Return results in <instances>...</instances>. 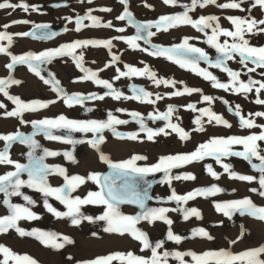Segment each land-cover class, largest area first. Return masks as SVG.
Here are the masks:
<instances>
[{
  "label": "rangeland",
  "instance_id": "rangeland-1",
  "mask_svg": "<svg viewBox=\"0 0 264 264\" xmlns=\"http://www.w3.org/2000/svg\"><path fill=\"white\" fill-rule=\"evenodd\" d=\"M93 0V3L88 4L87 0L80 3L79 0H24L29 5H36L38 11H29L25 13L22 9H16L12 11L0 10V31H5L2 27L5 23H10L13 20H28V24H15L9 27L6 31L13 34V43L9 47L7 41H0V44L9 47V50L13 51V55H23L29 51L39 52L47 49L58 48L65 43H71L75 40L84 39H111L116 36H134L136 35V29L130 25L127 20L120 21L116 17L123 11V6L118 3V0ZM12 3H20L21 0H11ZM229 0H217V3H227ZM239 2V0H237ZM145 3L152 7H145ZM191 0H178L177 5H165L162 0H129V10L133 13L135 22L155 21L162 15H173L184 11L182 5L190 4ZM252 0H244L241 7L244 11L238 9H220L215 5H209L206 8H197L194 12H190L189 15L193 19H198L201 15H215L219 17V23L222 28L234 31V26L227 19L229 16L239 17H254L257 20L264 19V10H261L258 6L251 7ZM61 5L55 7L54 5ZM102 7L112 8L111 12L99 11ZM94 9L93 15L101 18L102 23L112 21V28L105 27H87L81 29V31H75V18L77 16H83L87 10ZM11 12V15H9ZM71 17L72 22L69 23L65 18ZM85 24L90 25L91 21H84ZM37 24H48L49 29H41L37 31V35L41 31H51L59 33L57 36L50 40H39L32 37L16 36L15 33L32 31ZM123 27L125 31L123 33L117 32V28ZM264 27V26H260ZM67 28L68 31H64ZM152 31H156L152 29ZM168 37L164 35V32H158L151 38V44L161 45L164 47H170L173 44H179L184 37H193L194 39L189 42L196 47L202 48L208 53L211 60H215L218 57V53L207 43V36L205 33L198 32L190 25H181L176 28L168 30ZM208 35L211 34V29H206ZM245 38L249 40L251 46L260 47L264 46V33L246 34ZM232 42L231 37H220V42L224 40ZM28 43H26V42ZM141 49L147 48L151 51V44H145L143 40L137 41ZM113 48L111 52L103 47H92L78 49L77 55H83L82 66L85 70L95 71L98 74L99 79L108 80L113 84V88L122 92L125 96L133 95L132 85L137 87H143L146 91L153 93L152 99H155V94H160L163 99L157 101L154 105L141 103L135 100L121 99L119 101L114 100L111 96H105V99L93 100L86 99L84 104L75 105L73 107H67L62 99L57 96V93L52 90L51 85H46L43 81L37 77L34 73L28 70L27 65H17L11 72V76L14 79L20 80L19 85H11L7 91L11 96H18L25 103H29L35 100L39 101H52L56 102L50 104L48 108L40 109L36 112H25L23 114L24 121L39 120L44 118H55L61 114L65 115L69 119L76 120H106L109 111L112 112L119 119L128 120L129 123L125 125H117L116 129L121 133L136 132L138 133L137 140H129L127 138L121 139L116 137L110 130H105L103 135L105 137L104 143L100 145V150L109 157L113 162L124 161L122 157H128L129 155H143L147 157L146 160L138 161L140 166H150L158 161V158L164 155H175L177 153H190L196 149V147L206 142L211 137H228L232 135L245 136L252 133H259L264 129L253 128L245 129L239 126V118L233 113L236 105L240 106L242 115L248 117L250 113L264 112V105L256 104L255 100L258 98L255 88L253 91L247 94H237L232 90L225 91L223 89H216L212 87L211 81H206L203 77L198 76L195 72L189 69H183L178 64H175L164 57H156L149 55L146 51L140 49H132L123 40H113ZM119 56V60L115 63H111L112 56ZM1 56V53H0ZM8 62H11L10 56H8ZM143 62V63H142ZM110 64V66L105 67ZM131 65L143 69L148 66L150 70L157 73V77H163L165 79H173L177 81L176 88L165 87L163 84L157 87L153 81L149 80L146 76H125L119 80H115L114 77L118 75L116 69L121 71H127L124 65ZM199 66L212 72L213 75L222 83H230V77L226 72L220 69L212 68L205 61H200ZM227 66L234 71L241 73L240 81L247 83L249 78L252 80L264 81V69L256 68L255 72H249L247 68L239 63V56L235 59L227 62ZM248 67H255V65L249 63ZM21 69V70H19ZM23 69V70H22ZM101 69H103L101 71ZM4 73L0 74V79L8 78L10 73L5 66ZM26 71V72H25ZM26 74H22V73ZM49 73L54 74L55 79L60 81V87L69 95L74 93H80L87 97L89 94L95 93L98 95H104L108 89L103 88L100 85L95 84L91 80H84L86 71L76 66V62L71 56H64L56 58L50 64L41 65V74L46 79H51ZM33 80L36 84H31ZM183 81L184 83H179ZM199 88L202 93H193L192 95H184L180 97L168 96V93L182 90L183 87ZM78 87V88H75ZM258 87V85H257ZM202 95L212 96L213 102L211 104L202 100ZM260 99H264V90L259 94ZM228 104H225L224 101ZM0 104L4 105V108H0V119L4 121L5 125H1L0 134L14 133L20 131L25 135H30L33 132V128L30 123L21 124L20 118L8 117L6 112L15 109V104L12 103L3 93H0ZM188 104H195L197 111H193L187 108ZM169 105L175 107L176 111L171 118L172 123H176L179 127L183 128L190 134L188 140H181L177 133L172 132L170 129H166L169 135H160L154 139V141H148L146 133L140 132V126L131 117L130 113L133 111L141 113L145 118V123L148 127L157 129L165 125V121H155L148 119V114H160L167 111ZM231 107L233 112H229L228 108ZM91 108L92 111H87ZM211 108L215 113L222 115L231 124V128H226L222 125H215L207 123L208 118L206 116L201 117L199 109ZM121 109L123 111H117ZM200 117L204 125V131H196L197 125L195 120ZM257 124H264V117H251ZM59 134V133H57ZM75 139H90L92 134L89 133L86 136L81 133H72ZM35 139L41 145V148L36 149L35 155H43V148H48L52 151H72L77 163H73L64 158L63 155L56 157H46L44 163L48 165H59L66 169L69 176L80 175L87 177L89 173L98 172L108 167L107 164L99 160L100 153L91 148L87 143L77 144L75 146L70 144H63L61 142L47 140L42 134L35 136ZM126 143L125 153L122 150L118 152L117 147L112 146L110 143ZM261 148H264V142H260ZM4 142L0 141V150H3ZM233 150L242 151L243 146L234 145ZM29 148L25 145H21L18 142H14L10 148V158L13 161L21 164H27V153ZM119 155V156H118ZM223 163H229L232 165L233 170L240 174L253 175L259 177V173L254 171L247 161L239 157H227L222 158ZM254 163L259 161L253 160ZM212 165L214 171L221 173L219 180L214 179L206 170V165ZM109 168V167H108ZM8 171H15L13 165H0V175L5 174ZM104 174L106 175L110 172ZM182 173H192L196 176L195 180H173L171 186L168 184L160 183L163 173H155L147 176L151 177L156 186L149 190V195L153 198L148 201V207H168L177 208L178 205L175 201H167V197L174 189L177 194L184 195L196 188L210 187L212 184L225 189L221 194L214 197H196L193 200L187 202V204H181L183 208H196L200 211V219L196 217H190L189 220L184 221L181 212H169L167 215L173 220L171 226L174 234L181 235L182 237H190L191 231L196 228H204L214 237L209 241L206 238H189L184 239L180 244H176L166 239L168 225L161 221H156L153 225H149L147 222H141L137 227L146 231L149 235L150 241L155 244L157 241H164V247L158 251L169 252H187L195 251L198 254L204 251L219 250L222 248H229L234 253H239L248 249L258 248L263 245V238L260 237L256 227L253 225L259 220H256L249 216H240L235 214L232 219L224 216L222 213H218L215 210L214 204L216 202H224L234 199H243L249 197L257 206H264V197L250 191L251 188L259 189L257 181L251 183L239 181L235 179H229L226 173H223V168L212 157H207L205 160L187 165L180 169H174L173 175ZM22 179H27V174L21 175ZM48 183L52 187H60L65 181L63 177L59 175H50L48 177ZM234 190V191H233ZM21 191L31 197L35 203L28 205L23 200L22 196H12L10 200L14 204H21L26 207H30L31 210L39 216L36 220H21L18 222V227L25 231H32L38 229L43 232L57 233L58 243H63V236H68L73 240L72 244H65L62 249H55L43 245L39 240L32 236L21 237L15 229H10L7 233L0 234V244L8 247L13 253L20 256H28L38 262V264H76V261L93 259L97 256H105L110 253L129 251L134 255L150 256V250L141 251L142 245L138 241H134L129 235L125 234L120 236L115 233H106L104 228L106 223L104 221H96L90 223L88 221H82L79 226L71 225L69 218H57L53 214L49 213L44 207V196L42 193L24 187ZM89 191H99V186L88 180L82 186H80L72 196L79 195L84 198ZM5 196L0 193V216L8 215V209L3 204ZM48 202L53 205L58 211H67V208L57 201L54 197H48ZM163 201V202H162ZM127 205V204H125ZM120 205V211L126 215H135L139 209L133 206ZM105 210L103 205H85L81 207V211L84 215H90L97 217L102 215ZM222 222V223H221ZM243 225L244 232L243 238L238 243L230 245L229 241L236 239L241 232V226ZM95 233L96 235H93ZM113 237V238H112ZM112 238V239H111ZM257 238L260 240L258 241ZM108 239L106 244L104 241ZM102 247L101 249L97 247ZM69 257L72 259L70 260ZM3 259V254L0 253V260ZM191 264V257L186 256L184 258ZM264 259V256H261ZM9 264H15L14 261H9ZM113 264H121L120 261H113ZM168 264H179V261L175 260L172 256L168 258Z\"/></svg>",
  "mask_w": 264,
  "mask_h": 264
},
{
  "label": "snow or ice",
  "instance_id": "snow-or-ice-1",
  "mask_svg": "<svg viewBox=\"0 0 264 264\" xmlns=\"http://www.w3.org/2000/svg\"><path fill=\"white\" fill-rule=\"evenodd\" d=\"M83 3L84 0H79ZM165 5L175 6L178 0H162ZM244 0H229L227 3H217V0H191L190 4H184L183 12L173 15H162L155 21L135 22L133 13L129 10V0H118L123 6V11L116 17L117 20L125 21L135 27L136 35L134 36H116L111 39H84L75 40L71 43H65L58 48L47 49L39 52L29 51L23 55H13L9 51V47L13 43V34L8 33L6 30L15 24H28V20H13L10 23H5L2 27L5 31H0V41H7L6 47L0 44V53L10 56L11 62L6 64V68L9 70V77L0 79V93H3L9 100L15 104V109L5 113L8 117L20 118V123H30L33 132L30 135H25L20 131L8 134H0V141L4 142L3 150H0V165H13L15 171H8L3 175H0V193H3L5 199L3 204L7 207L9 214L0 216V234L7 233L10 229L15 231L21 236H32L39 240L43 245L52 247L55 249L64 248L65 244H72L73 240L68 236H63V243H58V234L43 232L38 229L32 231H25L18 227V222L21 220H36L39 219L36 213H34L30 207H26L21 204H14L11 202L10 197L17 196L23 198L28 205H33L35 201L28 195H25L21 189L24 187L34 189L43 194L44 207L47 211L53 214L57 218H69L71 225L79 226L82 221H88L94 223L96 221H104L106 227L103 229L106 233H115L120 236L125 234L129 235L134 241H138L141 245V251L150 250V256L134 255L133 252L127 253L115 252L105 256H97L93 259L76 261V264H113V261H120L121 264H168L169 256H172L175 260L179 261V264H189L184 258L186 256L191 257V264H264V245L258 248L248 249L239 253H234L230 248H222L219 250L204 251L197 253L195 251L187 252H169L158 250L164 247V241H157L153 244L146 231L137 227L141 222H147L149 225H153L156 221H161L168 225V231L166 239L176 244H180L182 240L189 238H206L211 241L214 239L204 228H196L191 231L190 237H182L181 235L174 234L172 231L173 220L167 215L169 212L179 211L183 215V220L187 221L190 217L202 218L201 213L196 208H183L181 204H187L188 201L195 199L196 197H214L225 191L224 188L217 184H212L210 187L196 188L184 195H179L173 189L171 194L167 197V201H175L178 205L177 208L168 207H148V201L153 198L149 195V189L152 187V182L145 179L147 176L155 173H163V177L160 183L168 184L171 186L172 181L176 180H195L196 176L192 173H182L173 175L174 169H180L187 165L205 160L207 157H212L223 168V173L228 175L229 179H235L251 183L257 181L259 189L251 188L250 191L258 193L259 196L264 197V148H261L260 142H264V131L252 133L245 136H228V137H211L206 142L199 144L196 149L190 153H177L175 155H164L158 158V161L150 166H140L138 161L146 160L147 157L143 155H134L128 160L113 162L100 150V145L104 143L105 137L103 132L110 130L116 137L129 140H137L138 133L129 132L121 133L116 129L117 125L128 124V120L119 119L112 114L111 111L107 114L106 120H76L69 119L65 115L61 114L55 118H44L39 120L24 121L23 114L25 112H36L40 109L48 108L50 104L55 103L52 101H39L35 100L29 103H25L18 96L9 95L7 89L11 85H19L20 80L14 79L11 76L12 70L17 65H27L28 70L39 77L44 84L51 85L52 90L57 93V96L62 99L63 103L67 107H73L75 105H83L86 99L104 100L105 96H111L114 100H135L145 104L154 105L157 101L163 99L160 94H155V99H152L153 93L146 91L143 87H137L132 85L133 95L125 96L122 92L115 90L113 84L108 80L99 79L98 74L95 71L85 70L82 66L83 55L82 53L77 55L78 49L92 47H103L111 52L113 48V40H123L132 49H140L141 51L148 52L149 55L156 57H164L167 60L178 64L183 69H189L195 72L198 76L203 77L206 81L212 82V87L216 89H223L225 91L232 90L237 94H247L253 91L257 93L256 104L264 105V99L259 98V94L264 90V81L252 80L249 78L247 83L240 81L241 73L234 71L227 66V62L235 59L239 56V63L244 65L249 72H255L256 68L264 69V46L255 47L251 46L249 40L245 38L246 34L264 33V19L257 20L254 17H239L229 16L227 19L234 26V31L224 29L219 23V17L215 15H201L198 19H193L190 12H194L198 7L203 9L209 5H215L220 9H238L244 11L241 7ZM88 4L93 3V0H87ZM60 7L61 5H54ZM259 7L264 10V0H252L251 8ZM145 7H152L145 3ZM22 9L25 13L29 11H38L39 8L36 5H29L21 0L20 3H12L11 0H0V10ZM94 9L89 8L85 15L77 16L75 18V31L79 32L83 28L87 27H105L112 28V21L102 23L101 18L92 14ZM102 12H111L112 8L102 7L99 9ZM11 15V12H9ZM69 23L72 22L71 17L65 18ZM91 21V24H85L84 21ZM181 25H190L198 32L205 33L207 36L206 43L214 48L219 54L213 61L209 58L208 53L202 48L196 47L189 41L194 39L193 37H184L179 44H173L170 47H164L161 45L151 44V38L158 32H167L169 29L179 27ZM48 24H37L32 31L18 32L16 36L32 37L39 40H50L57 36L59 33L51 31H41L37 35V31L41 29H49ZM155 29L156 31H152ZM206 29H211V34L208 35ZM64 31H68L67 28ZM117 32L123 33L125 29L123 27L117 28ZM231 37L232 42L224 40L220 42V37ZM143 40L145 44H151V51L144 48L141 49L137 41ZM71 56L76 62V66L86 71L84 80H91L95 84L102 86L109 91L104 95H98L95 93L89 94L87 97L80 93H74L69 95L59 85L60 81L55 79L54 74L49 73L51 79H46L41 74V65L50 64L52 61L59 57ZM120 58L113 55L111 63H115ZM200 61H205L212 68L220 69L226 72L230 77V83H222L213 75L212 72L199 66ZM143 63V62H142ZM251 63L255 67H248ZM110 64L105 67L110 66ZM124 67L127 71H121L116 69L118 75L114 77L115 80H119L121 77H144L153 81L154 84L159 87L164 85L165 87L176 88L177 81L173 79H165L163 77L158 78L155 71L150 70L148 66L143 69L125 64ZM103 69H101L102 71ZM264 75V72L261 73ZM179 83L183 84V81ZM258 85V87H257ZM193 93H202L199 88L188 87L185 85L182 90L177 89L168 96L180 97L184 95H192ZM213 97L210 95H202V100L211 104ZM225 104L228 102L225 100ZM0 108H4L3 104H0ZM188 109L197 111L195 104H188ZM87 111H92L88 108ZM117 111H123L118 109ZM176 111L175 107L169 105L167 111L160 114H148V119L155 121H165L163 127L153 129L147 126L145 118L141 113L133 111L130 113L132 119L139 124L140 132L146 133L148 141H154V139L160 135H169L166 129H170L172 132L177 133L181 140H188L190 134L178 124L172 123L171 118ZM229 112H233L231 107L228 108ZM201 117L206 116L208 118L207 123L222 125L226 128H231L232 124L225 119L222 115H219L211 110V108L199 109ZM239 118V126L245 129L260 128L264 129V124H257L251 117H264V112L250 113L248 117L242 115L240 106L236 105L234 113ZM195 124L198 126L196 131L203 132L204 125L200 117L195 120ZM59 133V134H57ZM72 133H81L85 136L89 133L92 134L90 139H75ZM42 134L47 140L61 142L63 144L77 145L87 143L91 148L100 153L99 160L108 165L111 169L106 175H102L98 172L89 173L87 177L80 175L69 176L66 169L59 165H48L44 163L46 157H56L63 155L68 161L77 163L72 151H52L48 148H43V155L36 156L35 151L41 148L39 142L35 139V136ZM14 142H18L21 145H25L29 148L27 153L28 163L21 164L13 161L10 158V148ZM234 145L243 146L242 151L233 150ZM227 157H239L247 161L251 168L259 173L257 180L256 176L240 174L233 170L232 165L229 163H223L222 158ZM253 160L259 161L254 163ZM207 172L216 180H219L221 173L213 170L212 165H206ZM26 173L27 179H22L21 175ZM50 175H59L63 177L65 183L60 187H52L48 183V177ZM92 181L99 186V191H89L84 198L79 195L73 197L72 193L75 192L80 186L84 185L86 181ZM234 191V190H233ZM48 197H54L62 205L67 208V211H58L52 204L48 202ZM163 202V201H162ZM128 204L135 205L139 211L135 215H126L120 211V205ZM85 205H103L105 210L102 215L93 217L90 215H84L81 211V207ZM215 210L218 213H222L224 216L232 219L235 214L240 216H249L261 222H264V206H257L253 200L249 197L243 199H234L224 202H216L214 204ZM222 223V222H221ZM243 225L241 226L240 235L229 241L230 245H234L243 238L244 232ZM93 235H96L93 233ZM0 253L3 254V259L0 260V264H9V261H14L15 264H38V262L28 256H20L13 253L8 247L0 244ZM71 260L72 258L69 257Z\"/></svg>",
  "mask_w": 264,
  "mask_h": 264
},
{
  "label": "bare ground",
  "instance_id": "bare-ground-1",
  "mask_svg": "<svg viewBox=\"0 0 264 264\" xmlns=\"http://www.w3.org/2000/svg\"><path fill=\"white\" fill-rule=\"evenodd\" d=\"M101 2H105L104 0H100ZM168 34H169V32L167 31V32H164V35H166L167 37H168ZM24 42H26V41H24ZM26 43H28V42H26ZM12 54H13V51L12 50H9ZM8 56L7 55H5V54H3V53H1V56H0V74H3L4 72L2 71V70H5V66H6V64L7 63H9L8 62ZM19 70H21V69H19ZM23 70V69H22ZM26 72V71H25ZM22 73V74H26V73ZM30 81H31V84H36L33 80H31L30 79ZM75 88H78V87H75ZM5 122L4 121H2L1 119H0V127H1V125L3 124V125H5L4 124ZM112 146H114V147H117L118 148V150H120V151H118V152H121V154H120V156L119 157H121L122 156V150L124 151V150H126V143H121V144H117V143H114V142H112V143H110ZM124 153H125V151H124ZM132 156H134V155H129L128 157H122L123 158V160L124 159H126V160H128V159H130ZM108 167H105V168H103L101 171H100V173L102 174V175H104L107 171H108ZM145 179H147V180H149V181H151L152 182V187L149 189V190H152L155 186H156V182L151 178V177H149V178H145ZM125 204H123V206H124ZM125 206H128V207H130V206H133V205H125ZM134 207H137V206H134ZM253 225L256 227V230L258 231V234H259V236L261 237L262 236V238H263V245H264V222H261V221H259V222H256L255 224L253 223ZM113 238V237H112ZM111 238V239H112ZM257 240L259 241L260 239L259 238H257ZM107 242H109L108 241V239H106L105 241H104V243L103 242H101V244H106ZM97 248H99V249H101L102 247H97ZM230 248V247H229Z\"/></svg>",
  "mask_w": 264,
  "mask_h": 264
}]
</instances>
